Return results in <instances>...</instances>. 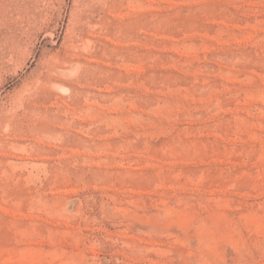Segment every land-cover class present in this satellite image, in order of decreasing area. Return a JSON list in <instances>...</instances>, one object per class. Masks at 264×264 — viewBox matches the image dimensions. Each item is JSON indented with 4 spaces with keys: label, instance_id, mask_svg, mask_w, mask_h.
<instances>
[{
    "label": "rangeland",
    "instance_id": "obj_1",
    "mask_svg": "<svg viewBox=\"0 0 264 264\" xmlns=\"http://www.w3.org/2000/svg\"><path fill=\"white\" fill-rule=\"evenodd\" d=\"M0 264H264V0H0Z\"/></svg>",
    "mask_w": 264,
    "mask_h": 264
}]
</instances>
